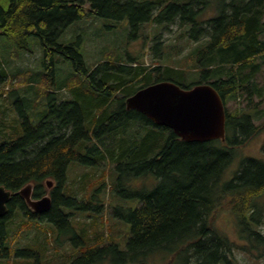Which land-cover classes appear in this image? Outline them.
Instances as JSON below:
<instances>
[{
    "label": "trees",
    "instance_id": "16d2710c",
    "mask_svg": "<svg viewBox=\"0 0 264 264\" xmlns=\"http://www.w3.org/2000/svg\"><path fill=\"white\" fill-rule=\"evenodd\" d=\"M219 2L220 7L214 0H9L5 7L0 4V35L12 44L10 55L15 59L21 53L31 54L30 39L35 37L41 44L43 67L40 80L35 71L31 82L22 88L13 84V89L8 87L9 78L17 70L0 68V186L12 192L6 213L0 216V264H46L43 256L49 243L37 228L48 224L50 229L55 225L74 231L66 207L101 214L104 202L90 200L103 192L101 186L108 177L102 175L104 166L110 167L107 199L116 203L129 199L126 206H111L112 215L130 225L126 246L121 249L100 232L94 243L75 234L72 242H81L82 247L70 249L73 253L65 264H97L105 259L148 264L149 255L160 250L174 255L186 251L187 264H217L232 255L235 246L213 224L224 207L237 213L241 232L245 229L246 236L264 241L259 229L264 226V158L243 159L235 174L224 180L237 148L261 129L252 120L264 118V108L253 105L248 112L230 113L225 107L223 140L188 142L125 106L126 97L158 81L181 86L196 80L188 87L209 83L225 104L227 98H237L245 90L258 98L264 96V82L257 80L264 65V0ZM91 15L127 20L132 34L147 23H162L168 29L176 24L179 30L170 42L159 40L161 30L156 32V44L149 47L157 63L153 67L145 66L142 55L87 67L79 45L59 39L71 24ZM180 56L192 63H181ZM59 59L73 65L80 86L72 89L78 100L63 101L56 91L59 88H49ZM33 81L46 85L41 96L47 98V111L37 124L26 113L36 104L30 93H35ZM11 97L16 100L11 102ZM249 99L253 101L252 96ZM72 163L93 169L101 166L96 176L101 181L89 187L88 194L83 186L77 189L90 199L77 198L76 189L67 181ZM47 180L53 182L48 188L51 205L36 213L16 192L30 184L31 197L39 198L47 194ZM19 228H33L35 243L28 239L16 247L12 239ZM81 231L87 234L85 228ZM62 233L57 231L56 237Z\"/></svg>",
    "mask_w": 264,
    "mask_h": 264
},
{
    "label": "rangeland",
    "instance_id": "374dc122",
    "mask_svg": "<svg viewBox=\"0 0 264 264\" xmlns=\"http://www.w3.org/2000/svg\"><path fill=\"white\" fill-rule=\"evenodd\" d=\"M179 1L188 2L190 0ZM214 1L218 2L217 7L222 6L219 0ZM8 2L9 0H0V4L4 7L8 4ZM86 8H89L88 5H86ZM162 26H164L162 23L143 24V26L139 27V30L135 34H132V28L127 20L115 21L111 18L91 15L88 19H83L71 24L62 34L59 41L70 40L69 43L76 42L79 45L87 67H92L95 63L102 60L109 59L111 61H115L117 58H124L128 60L133 57L138 58L140 55H142L145 66L153 67L157 63L152 61V54L149 47H153L156 44L153 41L156 32L161 30V32L159 31V40L170 42L175 38L176 32L179 29L176 24L169 26V29L165 26L162 28ZM6 39L7 38L5 36L0 35V68L6 70L7 72L17 70L14 75L10 76V84L8 87L12 88V85L14 84V87L17 86L18 88H22L26 83L33 80V77H35V71L38 79L40 80L42 78L43 67L41 64L42 49L38 39L35 37L30 39V43L33 42L34 44L33 52L31 54L21 53L20 56L15 57V59L10 55V51L13 50V46ZM160 46L156 45V47ZM191 47L192 46L188 48V51ZM176 58V56L172 57V59ZM179 59H181V63H192V61L189 60V57L185 58L180 56ZM167 62L172 63V60H167ZM37 71L40 73H37ZM74 71L73 65L68 60H57L55 65V81L53 86L49 88L54 91L56 88H59L60 90L57 89L56 91L63 101L79 99L77 91L72 89L74 86L79 85L77 77L74 76ZM28 73H30L31 76H29ZM257 80H259V83L264 82V65L263 73L257 77ZM194 81L196 80L182 82L181 86L187 88ZM32 84L35 93L32 91H30V93L36 104H33V109H26V113L32 123L37 124L40 122V116H44L47 111V98L41 96L43 90L42 88L46 87V85L42 86L37 81H33ZM0 88H2L1 85ZM245 91H243L237 98H227L225 107L228 112H248L253 105L264 108V96L258 98L254 94L251 95L248 90ZM250 96H252V102L249 99ZM117 97H121V94L119 93ZM13 100L15 101L16 98L11 97V102ZM252 122L254 125L261 126V129L245 144L237 148L233 160L224 171V180L226 181L235 174L243 159L247 157L264 158V152L262 150L264 145V118L261 120H252ZM99 168H101V166ZM99 168L93 169L91 166L79 163H72L70 165L67 174V181L76 189L77 198L82 197L83 200L85 198L90 199L91 196L88 195L83 197L85 193L82 192L85 190L88 194L89 187H93L101 181L96 178L99 173ZM102 171V175L106 177L108 176L105 180V186H101L103 192L102 194L98 193V196L95 198L91 197L90 200V202L94 204H98L99 201L104 202V210L101 214H96L90 209H76V207L69 206L65 209L66 211L71 212L69 218L75 226V232L71 229L60 230L55 225L51 226L52 229H50L48 224L37 228L39 232L41 231L43 240H47L49 243L43 256L46 264H65L68 262L66 260L68 255L73 253L70 249L75 251L82 247L81 242L78 243V245H74L72 242V238L75 234L87 243L96 242V238L94 237L97 233L99 234V232L100 234H104L105 238H107L106 235L108 234L109 241L116 242L121 249L125 248L128 236L131 232L130 225L124 220L115 218L112 215V207L117 204L126 206L129 203V199L122 198L119 200L120 203H116V201L112 202L111 199H107V183L110 182V167L104 166ZM85 174L89 177L85 178ZM82 186L84 189L78 191L77 189H81ZM136 186L139 185H133V187ZM46 193L47 195L50 194L48 188H46ZM229 208L230 209H226L225 207L222 208L221 212L214 218L213 224L215 228L225 234L235 246L232 255H228L227 259H223L217 264H264V241H261L259 238L254 236H246V234H244L246 232L245 229L244 233L241 232L243 226L238 221L237 213L232 207ZM82 228H85L88 238L86 237L87 234L85 235L82 233ZM28 229L29 228L16 229V234L13 238V242H16L15 244L18 245H15L16 247L20 248L22 245L27 244L28 239H30L31 244L35 243V239L33 238L35 230L32 228L31 230L26 231ZM46 229L51 231L50 234L48 232L45 234ZM95 229L98 232H95ZM259 229L264 234V226H261ZM57 231H63L64 233H62V236L59 235L56 237ZM55 237L56 240L54 241ZM39 250V247L36 245L34 251L38 252ZM97 264L117 263L112 260L105 259ZM148 264H187V253L186 251H181L177 255H174L171 251H155L149 255Z\"/></svg>",
    "mask_w": 264,
    "mask_h": 264
},
{
    "label": "water",
    "instance_id": "95a60500",
    "mask_svg": "<svg viewBox=\"0 0 264 264\" xmlns=\"http://www.w3.org/2000/svg\"><path fill=\"white\" fill-rule=\"evenodd\" d=\"M125 106L141 112L157 125L170 128L188 142L225 138V102L209 83L185 88L172 81L154 82L126 97ZM47 186L52 187V181L48 180ZM16 193L36 213L45 212L51 205L49 195L31 198L30 184ZM11 194L0 186V216L6 213Z\"/></svg>",
    "mask_w": 264,
    "mask_h": 264
},
{
    "label": "bare ground",
    "instance_id": "6f19581e",
    "mask_svg": "<svg viewBox=\"0 0 264 264\" xmlns=\"http://www.w3.org/2000/svg\"><path fill=\"white\" fill-rule=\"evenodd\" d=\"M154 1V0H153ZM148 3V2H147ZM146 4V3H145ZM166 4V3H165ZM225 4V3H224ZM227 4H228V2H227ZM198 6V5H197ZM147 8V7H146ZM151 13V12H150ZM236 13V12H235ZM152 14V13H151ZM227 15V14H226ZM156 16V15H155ZM236 16V15H235ZM157 17V16H156ZM231 17V16H230ZM166 19V18H165ZM170 19V18H169ZM257 19V18H256ZM228 20V19H227ZM7 21H8V19H7ZM139 22V21H138ZM183 22V21H182ZM5 28V27H4ZM62 28V27H61ZM3 29V28H2ZM179 30V29H178ZM186 30V29H185ZM177 35V34H176ZM169 38V37H168ZM171 38V37H170ZM54 39V38H53ZM9 40H11V39H9ZM54 42V41H53ZM167 42V41H166ZM64 43V42H63ZM15 44V43H14ZM62 44V43H61ZM45 45V44H44ZM47 46V45H46ZM31 47V46H30ZM67 47V46H66ZM47 48H50V47H47ZM59 50V49H58ZM78 50V49H77ZM158 52V51H157ZM169 55V54H168ZM12 56V55H11ZM153 57V56H152ZM159 57V56H158ZM18 59V58H17ZM71 61V60H70ZM104 61V60H103ZM159 62V61H158ZM150 63V62H149ZM130 66V65H129ZM101 67V66H100ZM135 67V66H134ZM152 67V66H151ZM166 67V66H165ZM126 68V67H125ZM54 69V68H53ZM83 69V68H82ZM107 70V69H106ZM121 71V70H120ZM111 73V72H110ZM149 73V72H148ZM24 74V73H23ZM95 74V73H94ZM164 74V73H163ZM101 75V74H100ZM118 75V74H117ZM143 76V75H142ZM105 77V76H104ZM11 78V77H10ZM144 78V77H143ZM47 80H49V79H47ZM10 81V80H9ZM50 82V81H49ZM105 84V83H104ZM13 86V85H12ZM17 87V86H16ZM96 88V87H95ZM245 88V87H244ZM13 89V88H12ZM241 89V88H240ZM0 90H1V88H0ZM3 91V90H2ZM246 92V91H245ZM3 93V92H2ZM119 101V100H118ZM5 106V105H4ZM8 108V107H7ZM4 120V119H3ZM16 125H17V123H16ZM16 125H14V126H16ZM31 126H34V125H31ZM30 126V127H31ZM111 129V128H110ZM9 134V133H8ZM21 135V134H20ZM19 135V136H20ZM9 136V135H8ZM46 140V139H45ZM29 149V148H28ZM113 160V159H112ZM253 175V174H252ZM64 187V186H63ZM17 206V205H16ZM63 206V205H62ZM204 208V207H203ZM216 208V207H215ZM214 209V208H213ZM207 210V209H206ZM214 211V210H213ZM216 211V210H215ZM64 213V212H63ZM8 215V214H7ZM15 215V214H14ZM54 217V216H53ZM56 219V218H55ZM5 220V219H4ZM9 220V219H8ZM7 236V235H6ZM51 237V236H50ZM13 240V239H12ZM9 241V240H8ZM212 244V243H211ZM215 244V243H214ZM91 246V245H90ZM84 249V248H83ZM70 256V255H69ZM96 257V256H95ZM192 261V260H191ZM199 263V262H198ZM201 264V263H200Z\"/></svg>",
    "mask_w": 264,
    "mask_h": 264
}]
</instances>
